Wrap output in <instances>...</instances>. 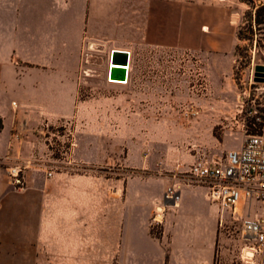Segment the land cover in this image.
Wrapping results in <instances>:
<instances>
[{
	"label": "crops",
	"instance_id": "0c3cea01",
	"mask_svg": "<svg viewBox=\"0 0 264 264\" xmlns=\"http://www.w3.org/2000/svg\"><path fill=\"white\" fill-rule=\"evenodd\" d=\"M241 4L0 0V264H217L226 213L203 189L183 188L156 235L154 210L173 178H131L123 190H106L99 173L50 178L29 163L51 159L45 124L84 116L79 70L87 42L117 41L133 54L137 40L165 39L232 70ZM77 149L76 142L80 163L104 161L103 145L94 158ZM17 165L28 167L20 188L9 176Z\"/></svg>",
	"mask_w": 264,
	"mask_h": 264
},
{
	"label": "rangeland",
	"instance_id": "374dc122",
	"mask_svg": "<svg viewBox=\"0 0 264 264\" xmlns=\"http://www.w3.org/2000/svg\"><path fill=\"white\" fill-rule=\"evenodd\" d=\"M241 2L234 25L240 42L232 70L223 61L210 64L174 49L169 40L143 38L133 44L129 84L111 86L105 79L117 41H91L94 72L79 104L84 116L67 120V130L80 155L94 158L103 145L105 157L99 167L81 162L72 174L99 173L106 190H123L131 178H173L203 152L240 148L243 128L251 126L256 113L264 114V21L257 15L264 1ZM145 164L152 168L143 169ZM230 225V233L220 229L217 264H241V223Z\"/></svg>",
	"mask_w": 264,
	"mask_h": 264
},
{
	"label": "built area",
	"instance_id": "2783aa9c",
	"mask_svg": "<svg viewBox=\"0 0 264 264\" xmlns=\"http://www.w3.org/2000/svg\"><path fill=\"white\" fill-rule=\"evenodd\" d=\"M234 20L237 22V18ZM94 45V42H87L84 46L79 70L85 93L89 83L87 78L94 72L91 63ZM115 50L118 49L109 53L105 83L126 86L130 82L133 54L128 50H121L128 53V64H118L112 61ZM116 69L126 70L125 77L115 78ZM250 123L251 126L246 125L242 130L239 149L222 154H198L187 170L173 177L154 210L151 228L156 235L161 234L167 209L176 206L181 190L187 187L201 188L209 202L217 204L229 215V220L225 216L221 218V230L230 233V224L240 221L241 228L237 238L240 244L238 261L241 264H264V114L256 113ZM69 125L67 120L57 125L45 124L49 132L47 142L51 159L32 157L29 163L50 178L55 174L77 173L82 167L74 156L76 141L71 130H67ZM61 129L65 130L64 134H61ZM26 170L27 165H17L9 169L14 187L25 186ZM171 202L174 204L170 205Z\"/></svg>",
	"mask_w": 264,
	"mask_h": 264
},
{
	"label": "water",
	"instance_id": "95a60500",
	"mask_svg": "<svg viewBox=\"0 0 264 264\" xmlns=\"http://www.w3.org/2000/svg\"><path fill=\"white\" fill-rule=\"evenodd\" d=\"M128 58H129V55L127 52H124L121 50H115L114 54H113L112 61L114 63L127 65L128 64ZM173 204H174L173 202L170 203V205H173Z\"/></svg>",
	"mask_w": 264,
	"mask_h": 264
},
{
	"label": "trees",
	"instance_id": "16d2710c",
	"mask_svg": "<svg viewBox=\"0 0 264 264\" xmlns=\"http://www.w3.org/2000/svg\"><path fill=\"white\" fill-rule=\"evenodd\" d=\"M257 15L259 17L258 21L261 23L262 21H264V5L259 8L258 12H257ZM238 37H239V34H238ZM240 39V37H239Z\"/></svg>",
	"mask_w": 264,
	"mask_h": 264
},
{
	"label": "bare ground",
	"instance_id": "6f19581e",
	"mask_svg": "<svg viewBox=\"0 0 264 264\" xmlns=\"http://www.w3.org/2000/svg\"><path fill=\"white\" fill-rule=\"evenodd\" d=\"M125 72H126V70H121V69L117 70L116 69V71L114 72V76H115V78H117V77H125ZM107 76H108V74H107ZM116 83H121V82H116ZM117 85H119V84H117Z\"/></svg>",
	"mask_w": 264,
	"mask_h": 264
}]
</instances>
